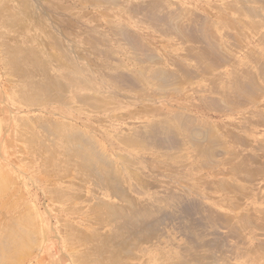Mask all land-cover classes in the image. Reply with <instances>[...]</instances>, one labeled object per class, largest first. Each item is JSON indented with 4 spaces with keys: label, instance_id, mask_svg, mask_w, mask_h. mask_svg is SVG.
Returning <instances> with one entry per match:
<instances>
[{
    "label": "bare ground",
    "instance_id": "bare-ground-1",
    "mask_svg": "<svg viewBox=\"0 0 264 264\" xmlns=\"http://www.w3.org/2000/svg\"><path fill=\"white\" fill-rule=\"evenodd\" d=\"M202 1L222 14L213 18L211 14L195 12L185 0H0V55L5 72L12 77L8 92L15 108L13 137L34 161L28 169L38 168L37 172L56 179V185L43 188L61 207L59 216H83L81 220L89 228L80 229L61 217L65 243L73 248L83 246L79 253H71L72 264H151L143 262V258L160 240V222L175 224L179 229V220L191 228L200 219L210 220L206 211L197 218L177 211V204L185 199L179 202L174 194L163 193L147 200L135 198L133 189L146 191L148 184L132 172L125 182L116 166L119 163L131 171L138 161H143L159 173L155 153L161 149L167 152L165 158L172 159L186 148L205 159L215 156L208 146L215 140L205 124L185 112L161 114L149 103L182 110L184 107L175 99L194 101L197 95V100L212 107L221 103L228 106L233 102L226 97L232 98V93L243 101L260 90L264 61L258 62L256 72L235 66L230 68L231 80L225 81L222 76L227 67L223 66L234 60L232 47L242 44L247 31L257 33V42L264 46V0ZM123 12L147 34L151 32L156 42L166 48L182 49L181 54L199 65L202 72L198 73L196 66L169 70L164 65L168 57L150 40L126 24L114 22V16L122 19ZM227 12L234 16L224 17ZM55 33H61L63 39ZM84 55L100 59L96 72L82 66L84 60L82 64L79 60ZM199 74L207 76L216 92L225 96L206 97L194 88L191 97L186 95L181 84ZM85 89L93 91L82 93ZM123 106L129 109L123 115L128 122L144 117L151 120L140 121L123 136L115 131L118 121L114 116ZM64 110L72 116L64 115ZM20 113L27 116L16 117ZM111 127L114 132L109 131ZM114 143L120 146L118 150ZM241 168L246 171V167ZM2 173L0 169V176ZM69 176L73 180L66 181ZM86 185L95 189L87 192L90 197L85 194ZM75 202V206L63 207ZM81 206L87 208L83 211ZM14 223L16 227L0 229V264H18L17 258L23 259V251L28 248L21 234L24 230L15 220ZM198 223L204 228L203 222ZM188 232L182 233L186 243L177 246L182 250L180 258H168L165 252L158 251L155 263L209 264L210 257L201 244L209 232L195 234L191 244L189 238H193ZM24 236L30 238L25 231Z\"/></svg>",
    "mask_w": 264,
    "mask_h": 264
},
{
    "label": "rangeland",
    "instance_id": "rangeland-1",
    "mask_svg": "<svg viewBox=\"0 0 264 264\" xmlns=\"http://www.w3.org/2000/svg\"><path fill=\"white\" fill-rule=\"evenodd\" d=\"M132 1L142 2L144 0H124V2L131 3ZM185 1L195 12L211 14L213 18H218V14H222L221 11L210 8L202 0ZM123 4L126 7V3ZM7 6L10 4L7 3ZM122 16V19L114 16V22L124 23L143 39L150 40L149 42L155 49L168 57V60L164 61L166 62L164 65L169 70L175 71L177 66L187 69H193L196 66L199 68L198 73L202 72L199 65L181 54L182 49L164 47L165 45L152 39L151 32L147 34L146 29L144 30L133 21H129L125 12ZM225 16L233 17L234 15L227 12L224 13ZM261 33H264V29H261ZM60 35L61 33H55V36L61 40L63 38ZM108 36L111 35L108 34ZM257 36V33L247 31L242 44L232 47L234 60L231 64L223 66V68L227 66L224 70L226 75L222 76L223 80H231L230 68L235 66L243 70L257 71L258 62L264 61V46L257 42ZM3 42L7 43L8 41ZM52 48L53 46L51 50ZM53 50L57 52L55 49ZM1 57L0 55V169L3 173L0 176V229L4 230L14 225L16 227L15 220L21 226L22 231L24 230L30 236V238H26L24 231L21 233L29 245L23 251L26 252L21 256L23 259L17 258L18 264L22 262L23 264H72L71 253H79L83 246L73 248L65 243L64 228L60 223L61 217L65 221L74 223L80 229L89 230V228L85 227L86 224L82 221L85 219L83 216H59L61 207L45 193L43 188L46 185H56L54 177L37 172L38 168L28 169L31 162L34 161L23 144L13 137L15 127L12 118L15 117V108L10 104V93L8 92L12 77L5 72ZM122 59L124 58L121 57L120 60ZM79 61L81 64L83 61L82 66L91 69L92 72H96L100 68L99 58L84 55V58ZM258 84L260 90L243 101L237 99L234 93H232V98L226 97L227 101L233 102L228 106L221 103L212 107L208 102L204 104L197 100V95L194 97V101L184 98L175 99L180 102L181 107H184L182 110L171 109L164 103H149L150 106L159 108L161 114L170 115L176 111L185 112L196 118L202 125L205 124L206 128L212 132L211 138L215 140L208 145L215 156L212 158L214 164L210 163V165L206 161L212 162L211 158L205 159V156L195 155L192 148L188 150L186 148V151L181 154H174L175 158L173 159L165 158L163 155H166L167 152L163 149L157 150L155 155L159 160V173L150 170L148 164L143 161H138L134 167H131V171L119 163L116 164L122 171L125 182L129 180L128 176L132 172L135 178L144 180L148 184L146 191L142 189V192L139 188L133 189L132 195L135 198L147 200L153 196L160 197L163 193L174 194L173 198H179V202L181 199H185L177 204V211H181L183 215L197 218L200 213L204 214L205 211L210 214V220L200 219L196 221L197 223L193 221L195 224L192 228L185 227L181 220L176 222L181 227L179 229L173 223L171 226L169 223L160 222L159 224L163 225L159 227L158 231L157 237L160 240L156 246L149 249L151 251L145 252L146 257L143 258V262L158 264L155 263L158 251L165 252L168 258H180L182 250L177 249V246L186 243L185 238L187 237L182 233H187L186 228H189L188 235L193 238H189L190 244L196 239L194 238L195 234L209 232L208 235L203 236L201 244L205 246L201 248L210 257L211 264H264V79H260ZM181 86L183 92L186 95L189 93L190 97L193 88L206 97L219 98L224 95L217 93V88L212 87L208 77L203 74H199L196 79L184 80ZM92 91V89H85L82 93ZM200 94L198 95L203 96ZM120 99L124 100L123 97ZM175 105L177 104L174 103ZM67 112L64 110V115L72 116L70 111ZM128 112L129 109L123 106L114 113L118 121V124H115V131L120 132L123 136L132 132V129L140 121L143 123L151 120L149 117H144L143 120L128 122L123 119V115ZM16 115V117L27 116L21 113ZM44 116L58 120L57 117ZM73 120L77 119L73 118ZM91 128L94 129L92 122ZM98 128L101 129V127ZM110 130L114 132L112 127L109 128ZM113 147L118 150L120 146L114 143ZM181 155L185 159H176ZM242 166L246 167L245 172L241 170ZM71 180H73V176L66 179V181ZM85 190V194L88 196L87 192L95 189L86 185ZM99 196L113 201L103 193H100ZM161 203L164 206V203ZM76 204L78 202L69 203L63 207L68 208ZM82 208L84 211L87 207L83 206ZM188 208L190 209L188 210ZM245 214L249 216L245 218ZM198 222H203L204 228L198 226L200 225ZM252 223L254 224L252 225ZM130 262L138 264L135 261Z\"/></svg>",
    "mask_w": 264,
    "mask_h": 264
}]
</instances>
